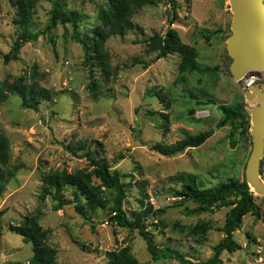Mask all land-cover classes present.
Listing matches in <instances>:
<instances>
[{"label":"rangeland","instance_id":"rangeland-1","mask_svg":"<svg viewBox=\"0 0 264 264\" xmlns=\"http://www.w3.org/2000/svg\"><path fill=\"white\" fill-rule=\"evenodd\" d=\"M13 1L0 0V85H11L16 78L24 77L27 83L46 88L52 97L36 110L24 108L17 95H10L0 104V131L10 144L8 168L16 169L15 177L0 192V213L4 211L0 215V264H25L33 257L32 244L10 230L28 215L39 217L40 225L48 232V244L57 251L59 264H109L107 254L124 247H130L141 264H182L171 258L153 260L138 231L112 223L109 218L115 213L109 209L96 212L86 221L72 204L55 211L52 196L40 201L45 175L88 168L86 159L66 149L81 141L98 150L112 170L124 176L128 184L124 210L128 215L139 216L151 207L147 229L157 247H170L193 264L207 263L225 238L222 228L230 208L187 214L186 207L193 209L196 205L180 204L175 191L181 186L176 178L194 176L206 188L231 177L242 180L253 148L251 129L249 137H242L233 146L232 124L216 127L222 119L219 106H233L242 97L246 106L257 104V100L247 103L242 86L230 73L232 59L227 41L232 34L233 14L229 0H177L178 18L173 25L169 23L173 11L168 0H144L132 17L138 29L125 36H113L106 43L110 66L118 72L103 81L96 99L88 91L85 54L72 38L71 24L59 23L51 31L46 30L55 0H37L31 31L40 33L38 40L26 43L18 60L4 62L21 32L15 24L17 8ZM100 2L60 1L65 14L75 15L80 31L90 33L100 25ZM169 29L196 48L199 64L216 68L215 74L189 75L184 82L180 79L178 55L153 63L156 54L148 53L146 40L164 35ZM144 63L150 65L145 68ZM34 67L39 72L35 80ZM258 74L259 88H263L264 71ZM156 92L166 97L165 103ZM190 93L198 98L204 94L214 104L197 108ZM193 108L196 112L191 115ZM165 115L169 119L166 128ZM210 129L215 130L214 135L199 148H189L173 157L150 150L156 143L174 144L186 134ZM260 169L264 180V157ZM106 195L113 205L114 194L106 191ZM255 196L264 217V197ZM65 197L72 200L70 190ZM233 238L241 248L224 251L216 264H264L261 218L246 215Z\"/></svg>","mask_w":264,"mask_h":264},{"label":"trees","instance_id":"trees-1","mask_svg":"<svg viewBox=\"0 0 264 264\" xmlns=\"http://www.w3.org/2000/svg\"><path fill=\"white\" fill-rule=\"evenodd\" d=\"M61 0H55L51 18L47 31H51L59 23H70L73 28L72 38L81 44L84 54V67L88 70L90 83L88 91L96 99L102 90L103 81L117 76V69L110 66V55L106 48L107 41L113 36H125L130 31L138 29L132 17L134 12L141 8L144 0H101L98 5V20L100 25L92 32H81L80 24L75 15L65 14L61 8ZM95 1V0H91ZM171 6L172 16L169 23L173 25L177 18L179 4L177 0H168ZM37 0H16L13 5L17 8L15 24L20 29V34L15 41L11 51L4 56V62L9 63L19 58L22 47L29 42L38 40L40 33L31 31L33 25V11ZM148 53H155L153 63L160 59H165L171 55H178L179 73L182 81H187L189 75H214L216 68L203 67L198 62V51L196 48L184 43L179 33L174 29H169L164 35L156 34L146 40ZM144 67L150 64L144 63ZM37 67H34L32 79H36L39 74ZM10 95H17L22 100L24 108L36 110L41 102L51 99V93L37 83H27L24 77L14 80L13 84L3 83L0 85V104L5 102ZM156 96L162 103L166 97L161 92H156ZM198 98L194 93L189 94L191 101H195L197 108L213 105L214 102L206 95L202 94ZM169 108V105H166ZM196 108L189 111L194 115ZM218 110L222 114V119L216 126L222 128L231 123L233 131L231 133L232 145L237 146L238 140L242 137H249L251 129V116L246 110V104L242 97L233 106H219ZM169 124V119L165 115L163 125L165 128ZM215 130L210 129L196 135L186 134L185 137L174 144L156 143L150 146V150L164 156L173 157L191 148H199L205 144L213 135ZM238 134V138H237ZM140 136V132H137ZM69 153L82 157L88 161L89 166L74 173L63 171H51L43 177V187L40 194V201L43 203L50 196L53 197L56 205L55 211L62 210L67 205H74L76 213L90 221L98 211L109 209L114 216L109 220L119 227L137 230L139 235L146 241L149 252L153 260L161 258H171L180 261L182 264H193L185 260L183 256L172 250L170 247H157L155 239L147 229V221L150 218L151 207L139 216H130L124 210V202L127 198V185L119 171L112 170L106 158L100 155L98 150H93L86 141H81L75 145L66 146ZM81 153V154H79ZM10 159V144L7 138L0 131V192L4 191L10 180L15 177L16 169L8 168ZM91 168V169H90ZM246 169V166H245ZM261 173L263 171L261 170ZM180 189L175 191L176 197L181 198L180 204L192 202L196 205L190 209L186 207L187 214L198 215L215 208L229 207L226 216V223L222 228L225 238L214 248V256L205 264H216L220 255L224 251L235 252L241 247L233 238L234 232L242 226L246 215L252 214L264 221L260 208L256 203V196L251 191L245 178L237 179L231 177L228 181H221L218 185L206 188L201 181L194 176H178ZM70 190L72 200L66 199L65 192ZM106 191L114 194L113 205L108 200ZM4 211L0 213L3 215ZM110 214V215H111ZM10 230L21 235L26 243H31L34 255L25 264H59L57 251L48 242V232L39 223L37 215H28L17 226H11ZM195 232V230H193ZM130 247H124L119 251H112L107 254L109 264H141L132 254Z\"/></svg>","mask_w":264,"mask_h":264},{"label":"water","instance_id":"water-1","mask_svg":"<svg viewBox=\"0 0 264 264\" xmlns=\"http://www.w3.org/2000/svg\"><path fill=\"white\" fill-rule=\"evenodd\" d=\"M233 14L232 34L227 41L232 59L230 73L235 81L244 79L253 71H264V0H229ZM247 103L257 100L254 106H246L251 113V138L253 148L246 164L245 178L252 192L264 197V180L261 161L264 157V89L242 86Z\"/></svg>","mask_w":264,"mask_h":264},{"label":"built area","instance_id":"built-area-1","mask_svg":"<svg viewBox=\"0 0 264 264\" xmlns=\"http://www.w3.org/2000/svg\"><path fill=\"white\" fill-rule=\"evenodd\" d=\"M259 72H261V71H253V72L248 73L247 79H244V84L248 85V86L259 87V83L261 80V78L258 74ZM262 89H264V87Z\"/></svg>","mask_w":264,"mask_h":264},{"label":"bare ground","instance_id":"bare-ground-1","mask_svg":"<svg viewBox=\"0 0 264 264\" xmlns=\"http://www.w3.org/2000/svg\"><path fill=\"white\" fill-rule=\"evenodd\" d=\"M241 86H244V84H241Z\"/></svg>","mask_w":264,"mask_h":264}]
</instances>
